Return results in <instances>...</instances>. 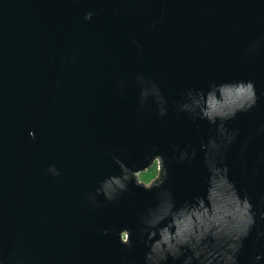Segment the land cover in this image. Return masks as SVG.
Instances as JSON below:
<instances>
[{
  "label": "water",
  "instance_id": "obj_1",
  "mask_svg": "<svg viewBox=\"0 0 264 264\" xmlns=\"http://www.w3.org/2000/svg\"><path fill=\"white\" fill-rule=\"evenodd\" d=\"M257 40L264 0H0V260L143 264L138 217L155 193L130 185L98 207L88 193L119 171L114 156L132 166L154 148L168 159L165 187L178 205L202 193L203 153L181 164L171 145L199 149L212 126L197 127L175 105L189 88L251 79L261 99L229 122L239 136L226 157L257 212L239 254L252 264L264 250V42L249 51ZM137 74L159 84L166 117L151 100L140 108ZM51 164L59 176L47 172ZM122 227L133 230L131 248L119 242Z\"/></svg>",
  "mask_w": 264,
  "mask_h": 264
},
{
  "label": "clouds",
  "instance_id": "obj_2",
  "mask_svg": "<svg viewBox=\"0 0 264 264\" xmlns=\"http://www.w3.org/2000/svg\"><path fill=\"white\" fill-rule=\"evenodd\" d=\"M95 13L88 12L91 21ZM264 41L257 40L250 46L254 52ZM139 47V42H137ZM73 59H75L73 57ZM39 81L34 80L32 87ZM140 108L151 100L157 115L161 118L169 114V102L159 84L137 74ZM256 82L251 79L212 81L207 89L189 88L175 107L179 113L187 114L194 124L206 121L212 132L195 146L171 145V159L181 164L191 165L198 152L203 153L202 164L206 170L204 191L185 199L178 205L173 190L165 187L168 180V159L154 148L146 153L143 161L129 166L120 156L113 160L119 171L101 179L94 191L88 193L91 205L99 206L100 197L108 202H118L131 191L130 185L155 193V203L147 206L138 217L140 231L138 240L147 251L143 264H240L239 254L244 242L257 225V212L252 197L241 193L237 183L231 178V169L226 153L237 142L239 130L230 128L229 122L239 114L252 111L260 102ZM264 131V128L261 129ZM33 140L36 133H30ZM47 172L59 176L60 169L51 164ZM264 219V213H260ZM105 229V234H107ZM121 245L133 247V230L122 227L116 233ZM258 236L264 237V231ZM264 262V250L252 258V264ZM0 264H4L0 260Z\"/></svg>",
  "mask_w": 264,
  "mask_h": 264
}]
</instances>
